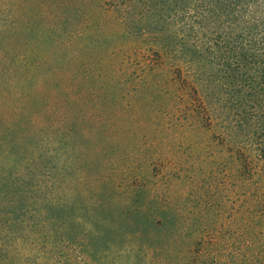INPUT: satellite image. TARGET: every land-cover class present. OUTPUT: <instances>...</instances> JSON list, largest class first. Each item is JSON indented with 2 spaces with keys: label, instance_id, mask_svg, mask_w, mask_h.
Listing matches in <instances>:
<instances>
[{
  "label": "trees",
  "instance_id": "obj_1",
  "mask_svg": "<svg viewBox=\"0 0 264 264\" xmlns=\"http://www.w3.org/2000/svg\"><path fill=\"white\" fill-rule=\"evenodd\" d=\"M0 264H264V0H0Z\"/></svg>",
  "mask_w": 264,
  "mask_h": 264
}]
</instances>
